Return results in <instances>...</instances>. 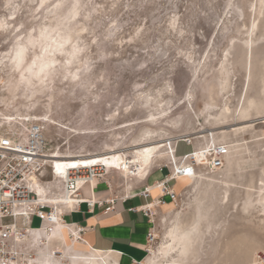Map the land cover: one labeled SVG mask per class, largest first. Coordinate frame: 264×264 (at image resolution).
<instances>
[{"label": "rangeland", "instance_id": "rangeland-1", "mask_svg": "<svg viewBox=\"0 0 264 264\" xmlns=\"http://www.w3.org/2000/svg\"><path fill=\"white\" fill-rule=\"evenodd\" d=\"M18 44L43 83L11 68ZM0 61V116L21 117L7 129L41 122L55 172L101 164L114 195L175 162L172 136L236 128L222 168L174 187L152 252L177 223L195 236L184 264H264V0H0Z\"/></svg>", "mask_w": 264, "mask_h": 264}, {"label": "built area", "instance_id": "built-area-1", "mask_svg": "<svg viewBox=\"0 0 264 264\" xmlns=\"http://www.w3.org/2000/svg\"><path fill=\"white\" fill-rule=\"evenodd\" d=\"M203 133L205 137H198V133H179L167 141L173 145L176 160L170 166L164 164L159 167V170L165 167L167 173L155 181L158 195L153 198L150 185H144L132 195L151 200L138 207L132 206L130 210L141 211L150 218L154 206L177 199V192L169 184L171 180L178 176H192L207 168L218 170L224 166L228 145L219 140L206 144L211 139V132L205 129ZM196 138L201 140L196 143ZM181 142L190 149L177 154V146ZM46 148L47 140L41 122L33 121L8 130L0 117V264H44L46 258L49 262L45 264H63V251L57 246L50 247V237L62 227L71 239H79L82 232L81 227L65 221V214L78 209L82 203L92 210L95 204L114 202L113 199L86 198L82 193L84 184L103 176V165L77 166L68 169L66 176H60L50 166ZM46 175L49 177L45 178ZM34 177L44 184L45 192L42 195L33 185ZM51 181L58 182V186L50 184ZM57 193L65 198L54 202L41 197L55 196ZM35 219L38 220L37 225L32 224ZM156 237L153 229L146 233L147 254Z\"/></svg>", "mask_w": 264, "mask_h": 264}, {"label": "crops", "instance_id": "crops-1", "mask_svg": "<svg viewBox=\"0 0 264 264\" xmlns=\"http://www.w3.org/2000/svg\"><path fill=\"white\" fill-rule=\"evenodd\" d=\"M154 174H158V177L149 181ZM164 174L166 173L163 170L151 172L140 189L146 184L162 179ZM184 179L188 178L181 177L174 180L172 187L175 191L174 187ZM106 182L108 181L103 178L94 179L90 186L87 184L86 187H82V193L86 198L92 197L95 200L113 199V203L95 204L92 210H88L86 204L82 203L78 209L65 214L66 222H72L74 226L82 228L80 238L76 239V248L67 246L59 231L56 232L50 247L57 246L64 255L77 253L88 257L93 253L99 259L105 258L107 262L114 261V264H147L146 233L151 229L156 231L157 222L162 221V216L167 214L165 208L169 207L173 201L167 200L163 206H154L149 218L143 212L129 208L144 205L151 200L150 198L145 199L142 196L127 193L114 195L110 189L106 188ZM151 195L155 198L158 195V188L153 189ZM66 217L73 218L67 220ZM70 240L67 233V242ZM68 261L70 260L67 259L65 264H68ZM76 263L81 264V261L77 260Z\"/></svg>", "mask_w": 264, "mask_h": 264}, {"label": "bare ground", "instance_id": "bare-ground-1", "mask_svg": "<svg viewBox=\"0 0 264 264\" xmlns=\"http://www.w3.org/2000/svg\"><path fill=\"white\" fill-rule=\"evenodd\" d=\"M20 45L18 44V48L16 47L18 49V51L16 53H14V56L8 60L11 63L10 64L11 68L13 69V71H15L17 77L21 81L26 80L27 83L31 84L33 79H35L37 82L43 83L44 78L47 74V69L45 68L47 65L46 61L43 59V61L39 62L36 65V67L33 69L30 66H26L23 62L24 61V57H23V50L24 49ZM45 59H47V58H45ZM2 65H3V62L0 61V67ZM229 108L230 107L223 106L220 114L217 117L211 116L210 114H208V117L212 118L216 122L225 120L230 116V114H229L230 109ZM236 115L239 119H243V120L250 117L251 111H249V106L248 107L247 106L241 107V109L237 112ZM0 117H1L2 123L6 124L8 126L11 125V122L12 121L14 122L16 119L21 120V117H19V116L15 117L13 115H2ZM45 120L47 121V119H45ZM25 121H29V120H25ZM21 125L23 126L25 124H19V126H21ZM204 131L205 130L200 132L199 133L200 135H198V137L203 136ZM210 132H211V137H210L211 139H208L206 141V144H208L209 141H212V142L217 141V140L222 141L228 145V153H229V149L231 147L238 145V142L235 140L236 139L235 135L238 132L236 128H233L231 130H228V129H219L218 130V129H215V127H211ZM191 133H195V132H191ZM201 134H203V135H201ZM151 136H152V132L147 131L145 133V135L142 137V139L146 140L147 138H149ZM203 137H205V135ZM196 139H198L197 142H199L201 140L199 138H196ZM155 147H156L155 145L144 144L142 147L143 156L146 159L151 157L154 150H155ZM47 156H48V161L50 163V166H52L55 170V167H56L55 163L57 162V160L55 158L58 157V154L57 153L48 154ZM96 159H98V157H96ZM126 160H128L127 156H125V161ZM70 163H74V161H70ZM88 165L89 164L77 165V166H88ZM216 170L217 169H208L207 168L206 170H202V171H200L197 174H194L192 176H178L174 180L181 178V177H187L188 179L189 178H200V180L206 179V178H209L208 175H210L212 172H214ZM147 171L145 172V175H147ZM261 181L264 182V179H262ZM50 184H51V182H50ZM33 185L36 187V190L40 195H42L45 192L44 184L38 178L34 177ZM89 186H90V184H89ZM83 187H86V185H83ZM195 187H196V185H195ZM155 188H157L156 183L153 186H150L151 191ZM41 197L42 198H50L54 202L61 201L62 198H65V196H62L58 193L55 196H48V197L47 196H41ZM263 199H264V196H263ZM57 208H60V206H57ZM58 231L61 233V236L65 240L66 245L71 246L72 249H75L76 245H77L76 240L71 239L70 242H67V231L63 227L60 228ZM196 231L198 232V230H196ZM164 232H165L164 236H163L164 241H162L160 246L154 252H152L153 247L150 248L149 253H151V252L152 253L147 254L148 255L146 258L147 264H184V258H186L185 256L189 252L191 244H192L194 237H195L192 228H183L182 226H179L176 223V225L171 226L167 231H164ZM55 237H56V235H54L53 237H50L49 243H51L53 238H55ZM50 246H51V244H50ZM84 256L85 255H80L77 253H66L62 257L63 261H61V263L65 264V261L68 259V260H70V261H68L69 262L68 264H78V263H76L77 260H80L81 264H114L113 263L114 261H108L107 262V260L105 258L99 259V257H97V255H94L93 253L91 255H89L88 257H84ZM48 262H49V259L46 258L44 264L48 263Z\"/></svg>", "mask_w": 264, "mask_h": 264}, {"label": "snow or ice", "instance_id": "snow-or-ice-1", "mask_svg": "<svg viewBox=\"0 0 264 264\" xmlns=\"http://www.w3.org/2000/svg\"><path fill=\"white\" fill-rule=\"evenodd\" d=\"M190 171V170H189Z\"/></svg>", "mask_w": 264, "mask_h": 264}]
</instances>
